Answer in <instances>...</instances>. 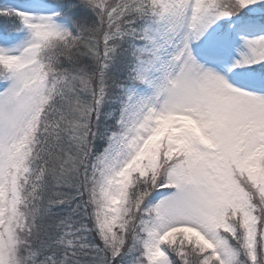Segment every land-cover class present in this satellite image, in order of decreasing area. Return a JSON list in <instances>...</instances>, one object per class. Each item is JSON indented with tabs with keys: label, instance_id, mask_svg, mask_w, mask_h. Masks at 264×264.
Masks as SVG:
<instances>
[{
	"label": "snow or ice",
	"instance_id": "6c2138e0",
	"mask_svg": "<svg viewBox=\"0 0 264 264\" xmlns=\"http://www.w3.org/2000/svg\"><path fill=\"white\" fill-rule=\"evenodd\" d=\"M0 264H264V0H0Z\"/></svg>",
	"mask_w": 264,
	"mask_h": 264
}]
</instances>
